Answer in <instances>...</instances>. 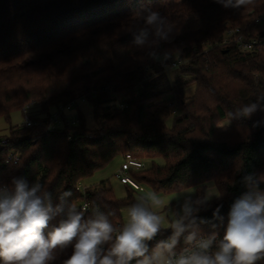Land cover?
Instances as JSON below:
<instances>
[{
  "label": "trees",
  "instance_id": "obj_1",
  "mask_svg": "<svg viewBox=\"0 0 264 264\" xmlns=\"http://www.w3.org/2000/svg\"><path fill=\"white\" fill-rule=\"evenodd\" d=\"M143 6L174 26L171 41L157 50L159 59L133 44V34L144 26L135 16ZM263 20L264 0L240 9L216 0H0V119L11 124L12 115L26 117L29 106L36 122L32 128L10 126L0 157L14 150L21 160L4 166L0 158V186L14 177L29 185L39 181L54 202L71 190L72 203L90 207L86 217L99 207L114 213L109 219L120 227L123 210L136 202L134 191L128 188L120 200L110 180L84 192L78 187L131 154L150 162L132 176L156 193L194 188L196 199L213 182L218 197L197 213L206 221L199 229L202 236L222 237L231 205L249 191L242 178L264 174V123L253 127L264 121V111L251 118L228 115L264 96V48L241 53L225 43L226 33L239 29L247 38L264 39V31L252 34ZM175 59L183 65L171 80L165 64ZM190 86L195 91L189 97ZM79 99L87 100L94 125L88 126L77 105L78 126L50 131L52 111ZM259 104L264 108V100ZM225 121L230 125L221 127ZM258 187L264 191V183ZM218 207L223 221L214 216ZM170 235L171 229H163L150 247ZM184 247L181 238L177 251Z\"/></svg>",
  "mask_w": 264,
  "mask_h": 264
},
{
  "label": "clouds",
  "instance_id": "obj_2",
  "mask_svg": "<svg viewBox=\"0 0 264 264\" xmlns=\"http://www.w3.org/2000/svg\"><path fill=\"white\" fill-rule=\"evenodd\" d=\"M216 2L240 9L254 0ZM135 16L144 26L133 34V44L159 59L157 50L161 43L171 41L174 26L147 6ZM162 55L169 58L167 52ZM257 99L229 112V118H251L258 109L264 111L259 104L264 96ZM262 123L254 122L253 127ZM242 182L249 191L231 205L222 237L216 232L200 234L199 225L206 221L197 213L215 195L207 192L196 199L188 195L178 211L170 210L167 228L171 235L150 247L165 222L158 212L162 201L155 192L131 204L126 222L117 227L109 219L114 213L99 207L86 217L87 209L71 202V190L60 192L54 202L39 181L29 185L24 178L14 177L11 185L0 186V264H54L68 248L71 255L62 264H257L264 260V191L258 187L264 183V174L246 175ZM219 211L218 207L214 216L223 221ZM61 216L58 225H52ZM181 238L186 247L177 251Z\"/></svg>",
  "mask_w": 264,
  "mask_h": 264
},
{
  "label": "built area",
  "instance_id": "obj_3",
  "mask_svg": "<svg viewBox=\"0 0 264 264\" xmlns=\"http://www.w3.org/2000/svg\"><path fill=\"white\" fill-rule=\"evenodd\" d=\"M225 43L234 44L241 53H250L256 50L257 48H264V39H259L257 37L247 38L239 29H229L226 33ZM183 65L182 60L175 59L165 64V71L168 75L177 71ZM87 103V100L81 99L77 100L68 106H59L52 111L50 117L49 130H61L67 126L76 127L79 125V118L76 106H80L81 103ZM26 117H24V122L21 127L32 128L36 125V122L31 118L34 113L31 112V108L28 106L24 109ZM176 112L173 113L175 115ZM8 146V141L6 138L1 139L0 141V152L4 151ZM6 151V150H5ZM4 151V152H5ZM4 166H7L11 163L17 165L21 160V154L17 151L8 152L4 157H0ZM147 169V164L145 161L139 160L127 154L124 156V160L117 172V179L123 186L130 188L134 193H143L145 192L144 186L138 183L132 176V172H140ZM6 184H1L4 186ZM78 190L84 192L85 189L80 185ZM86 208L87 213L90 209L87 203L82 204L81 209Z\"/></svg>",
  "mask_w": 264,
  "mask_h": 264
},
{
  "label": "rangeland",
  "instance_id": "obj_4",
  "mask_svg": "<svg viewBox=\"0 0 264 264\" xmlns=\"http://www.w3.org/2000/svg\"><path fill=\"white\" fill-rule=\"evenodd\" d=\"M262 31H264V20L261 22H259V21L256 22V26L253 28L252 34L257 35L258 33L262 32ZM174 74H175V71H173V73H170L169 77L171 80L174 79ZM194 89H195L194 86H190L186 91L187 96H189V97L192 96L194 94V91H195ZM79 100H81V99H79ZM80 108H81V111H83L84 115L86 116L88 126L92 127L94 125L93 113H92L91 107L88 105V102L87 103L82 102L80 104ZM23 122H24V115L22 112H16L12 115L11 124L7 123L6 120H4V119H0V139L6 138L8 136L10 126L20 128L21 125L23 124ZM229 125H230L229 122L225 121L220 126L224 127V126H229ZM145 163L147 164V168H148L150 166V162H145ZM157 163L160 165H163L162 160H158ZM116 166H117V164L113 163L107 167L104 174H102L100 172V174H98V175L108 176L111 180L115 196L118 199L123 200V199L127 198L128 188L122 186L120 181L117 180V178L115 177ZM143 186H144L145 192L134 193V198L136 199V201L138 198H140L143 195H146L149 192H155L152 188L145 186V185H143ZM207 192L209 194H215V195H212L210 197L208 202H212L218 196V190H217V188L213 182H210L207 184L206 193ZM156 194L161 198V201H162V204H161L160 208L158 209V212H159V214H161L162 216L165 217L163 229H168L167 225H168L169 220H170V210L178 211L180 208V205L183 203L185 197L188 195H191L192 198H194L196 193H195V189L191 188V189H188L184 192H180L178 196H177L178 193H171V194L156 193ZM127 209H128V207L123 210V223H125L126 219H127Z\"/></svg>",
  "mask_w": 264,
  "mask_h": 264
},
{
  "label": "crops",
  "instance_id": "obj_5",
  "mask_svg": "<svg viewBox=\"0 0 264 264\" xmlns=\"http://www.w3.org/2000/svg\"><path fill=\"white\" fill-rule=\"evenodd\" d=\"M123 160H124L123 157H119V158H117L115 161H113V162L111 163V164H113V163H116V164H117L116 169H115V177H116V175H117V172H118V170H119V168H120V166H121ZM111 164H110V165H111ZM106 169H107V168H106ZM106 169H105V170H106ZM105 170L100 171V172H101L102 174H104ZM100 172L96 173L95 176H93L92 178L86 180L84 183H82L81 186L86 190L87 188L94 187V186L100 184V183L103 182V181L110 180V178H109L108 176H106V175H98V174H100ZM116 178H117V177H116ZM117 180H118V179H117ZM110 181H111V180H110ZM111 184H112V183H111ZM121 185H122V184H121ZM122 186H123V185H122ZM124 187H126V186H124ZM126 188H128V187H126ZM195 193H196V191H195ZM217 197H218V196H217Z\"/></svg>",
  "mask_w": 264,
  "mask_h": 264
}]
</instances>
